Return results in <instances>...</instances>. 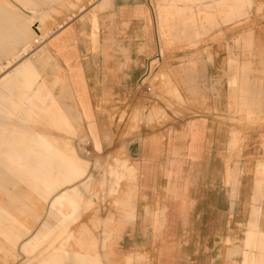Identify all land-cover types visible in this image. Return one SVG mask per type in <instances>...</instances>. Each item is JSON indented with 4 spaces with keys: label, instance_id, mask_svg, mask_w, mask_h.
<instances>
[{
    "label": "crops",
    "instance_id": "0c3cea01",
    "mask_svg": "<svg viewBox=\"0 0 264 264\" xmlns=\"http://www.w3.org/2000/svg\"><path fill=\"white\" fill-rule=\"evenodd\" d=\"M62 2L0 0V57L6 60L0 66L31 43L34 24L49 29L53 6ZM250 13L254 24L240 38L188 53V74L177 70L171 76L183 98L185 89H198L204 101L186 108L172 103V110L166 108L169 121L154 132L144 133L140 122L139 136L127 143L130 163L113 158L107 164V197L117 195L126 179H134V186L122 216L102 220L111 240L104 253L63 247L56 259L50 250L40 251L36 264H264V179L256 173L264 165V0H253ZM239 15L235 22L243 19ZM79 21L47 43L68 60V37L78 42L88 22L96 44L101 30L98 55L87 57L73 77L95 150L112 152L121 140L113 129L120 112L137 119V111L154 102L165 108L137 88L157 55L152 9L149 0H101L98 15ZM69 48L78 55L75 46ZM162 110L154 108L148 119L162 116ZM243 111L257 115L252 124ZM129 120L118 126L132 127Z\"/></svg>",
    "mask_w": 264,
    "mask_h": 264
},
{
    "label": "rangeland",
    "instance_id": "374dc122",
    "mask_svg": "<svg viewBox=\"0 0 264 264\" xmlns=\"http://www.w3.org/2000/svg\"><path fill=\"white\" fill-rule=\"evenodd\" d=\"M62 1V5L53 6L56 12L46 21L49 29H41L52 31L50 38L78 25L82 15H98L101 0ZM69 3L84 10L80 13ZM149 4L157 55L150 62V77L144 83L151 88L150 97H158L165 108L154 102L137 111V116L141 115L137 119L120 112V122L113 129L121 140L112 152L99 154L95 150L73 77L74 69L81 70L87 57L98 55L101 30L96 33V44L90 38L88 22L78 42L68 37V60L47 43L50 38H45L44 44L26 47L13 61L0 66V264H36L40 251L47 250L56 259L63 247L68 252L104 253L111 240L102 220L122 216L123 208L132 202L134 186V179H126L117 195L107 197V164L113 158L130 163L127 143L139 136L141 123L144 133L154 132L169 121L166 108L172 110V103L186 108L198 99L204 101L198 89H185L183 98L172 81L177 70L188 74L183 64L188 53L208 52L210 48L205 46L236 39L254 24L250 13L253 0H149ZM240 11L243 19L235 22ZM30 32L32 41L37 30ZM70 46L77 48L78 55L72 54ZM5 62L0 57V63ZM172 63L181 67L173 69ZM154 108L163 109V114L149 120ZM241 114L247 124L257 116L247 111ZM129 118L132 127L118 126ZM256 173L263 181L264 165H259ZM114 199L120 205H115ZM90 232L91 239L87 237Z\"/></svg>",
    "mask_w": 264,
    "mask_h": 264
},
{
    "label": "bare ground",
    "instance_id": "6f19581e",
    "mask_svg": "<svg viewBox=\"0 0 264 264\" xmlns=\"http://www.w3.org/2000/svg\"><path fill=\"white\" fill-rule=\"evenodd\" d=\"M63 24L66 25L67 23H63ZM63 24H62V25H58V28H59V29H62V28H63ZM33 28H35V30H37V34L35 33V38H34V39L31 41V43L27 46V48H28V47H31V49H32V48H37V47H39V46H34L33 44H37V43H39V44H44L45 41H46V40H44V39H45V38L49 39V38H50V34H51V32H52V31H50V32L42 31L41 28L39 27V25H37V24H34L33 27H32V29H33ZM31 49H30V50H31ZM21 52H23V51H21ZM21 52H20V54H21ZM20 54H19V55H20ZM65 199H66V200H70L68 196H66Z\"/></svg>",
    "mask_w": 264,
    "mask_h": 264
},
{
    "label": "built area",
    "instance_id": "2783aa9c",
    "mask_svg": "<svg viewBox=\"0 0 264 264\" xmlns=\"http://www.w3.org/2000/svg\"><path fill=\"white\" fill-rule=\"evenodd\" d=\"M150 68L147 70V72L145 73V75L139 80V82H138V85L140 86V87H142L143 86V88H144V90H145V92H147V93H150L151 92V88L150 87H147L146 86V84L144 83L147 79H149V77H150Z\"/></svg>",
    "mask_w": 264,
    "mask_h": 264
}]
</instances>
